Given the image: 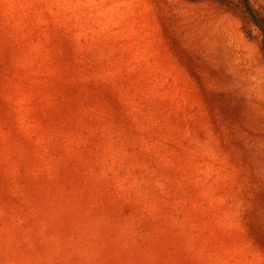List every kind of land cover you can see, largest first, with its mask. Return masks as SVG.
Listing matches in <instances>:
<instances>
[{
  "label": "rangeland",
  "instance_id": "obj_1",
  "mask_svg": "<svg viewBox=\"0 0 264 264\" xmlns=\"http://www.w3.org/2000/svg\"><path fill=\"white\" fill-rule=\"evenodd\" d=\"M246 4L0 0V264H264Z\"/></svg>",
  "mask_w": 264,
  "mask_h": 264
},
{
  "label": "trees",
  "instance_id": "obj_2",
  "mask_svg": "<svg viewBox=\"0 0 264 264\" xmlns=\"http://www.w3.org/2000/svg\"><path fill=\"white\" fill-rule=\"evenodd\" d=\"M247 4L249 3L248 1L246 2ZM247 6V11H249V17H250V21L261 31L262 34V38H263V49H264V15L261 14V18H257V16H255V14L252 15V11L250 10V7Z\"/></svg>",
  "mask_w": 264,
  "mask_h": 264
}]
</instances>
